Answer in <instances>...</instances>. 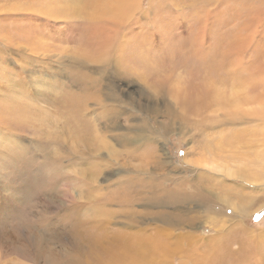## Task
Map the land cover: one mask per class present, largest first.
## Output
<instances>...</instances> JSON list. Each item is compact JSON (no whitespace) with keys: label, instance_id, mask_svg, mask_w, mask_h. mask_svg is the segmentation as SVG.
Masks as SVG:
<instances>
[{"label":"rangeland","instance_id":"1","mask_svg":"<svg viewBox=\"0 0 264 264\" xmlns=\"http://www.w3.org/2000/svg\"><path fill=\"white\" fill-rule=\"evenodd\" d=\"M48 1L0 0V264H45L33 235L56 250L74 197L85 210L89 195L129 193L136 211L158 210L148 198L183 178L202 201L177 232L264 238V0Z\"/></svg>","mask_w":264,"mask_h":264},{"label":"bare ground","instance_id":"2","mask_svg":"<svg viewBox=\"0 0 264 264\" xmlns=\"http://www.w3.org/2000/svg\"><path fill=\"white\" fill-rule=\"evenodd\" d=\"M48 2L50 3V0ZM243 3L244 2H242V4ZM90 4L92 5V3ZM33 8H30V9H33ZM61 11H63V9ZM61 14L63 13L61 12ZM68 15H70V13ZM114 18L115 20H121V18H116V17ZM36 23H38V21ZM113 24L116 25V22H113ZM243 38L244 37H242L241 39ZM213 77L215 78V76ZM191 84H194V83H191ZM207 88L209 90L211 86ZM197 89H200V88L198 87ZM201 89H203V87H201ZM24 115L22 116L24 117ZM119 137L124 141H127L130 139V137H127L126 135H120ZM98 140L102 142L103 146L106 145V143L103 140L101 139H98ZM108 148L110 149L109 152L112 155L116 154V151H114V149H112L111 146H109ZM94 169L95 168H93V170ZM89 181L88 182L83 181L82 184L86 186L87 188H91L92 185L89 183ZM128 182L132 184L136 183L133 180H128ZM187 182H188L187 179L185 178L181 179L178 185L182 187V190L181 191L168 190V192L166 191L167 195L163 199L157 200V198L156 199L148 198L147 201L152 203L154 206L160 207V209L158 210H151V211H141V210L136 211L133 205L135 204L137 200L129 193H124V194L114 193L110 197H105V196H102V194H99L98 198H94V200L97 201L95 205L91 203L92 195L91 196L89 195L87 196V202L89 204L86 206L85 210L83 208L84 203L74 197L71 205L68 206V208H66V210L61 213L60 217L56 218V235L53 234L54 237H56V250L52 249L51 247L45 246L43 244L44 237L40 234L41 232H43L42 229L39 231L40 232L39 234L34 231L35 233L33 237L36 239L35 244H34V247L36 249L34 258L39 261L43 260L45 264H173V261L175 260L177 254H180V256L183 258L184 257L186 258V256H188V258L195 257V259L197 261L202 262V264H264V242L261 239L263 238V235H259L258 234L259 232L258 233L256 232L257 233L256 234V233H253L252 231L246 232L243 229L239 228L237 231H233L230 233V232H225L222 229V230H219L218 234H216L215 236L210 237L207 240H204L205 242L204 241L198 242L199 241L198 239L191 240L190 234H188L187 231H180V232L176 231L177 230L176 228L182 229V226L186 223L187 225H193L197 221V215L193 216L190 214L191 213L190 210L188 211L186 209V203L187 204L190 203L192 199L193 201L196 199L200 200L199 202L202 201L201 193H200L201 191H199V188H196L198 192L195 190H193L192 192H188L185 190L186 189L185 186ZM126 188L127 189L130 188V184H128ZM162 194L164 193L162 192ZM149 199H153V200L150 201ZM111 203L119 204L122 207V209L116 210V209H111V208L106 207V205L111 204ZM166 204H169L171 206L173 205L174 209L170 211L165 209ZM147 216H151L155 220L160 221V224H155V225L147 224L145 226L139 225V219H142V217H147ZM123 217H126L129 220V224L134 227L132 231H128L127 229L123 230L120 227L119 228L116 226L114 227V225L112 226V223L114 220L118 218L121 219ZM31 226L32 224L30 225V227ZM50 227L52 228V224H50ZM32 229H34V227ZM238 233H243V234L239 236ZM256 240H258V242ZM259 240H260V244H258ZM234 241L238 242V248L236 250H233L232 247H230V245ZM214 245H217L219 249L213 248ZM198 249L200 250V252ZM187 250L188 252L186 253ZM193 261L195 262V260H192V263H194Z\"/></svg>","mask_w":264,"mask_h":264}]
</instances>
